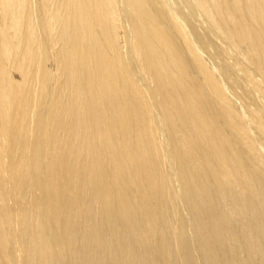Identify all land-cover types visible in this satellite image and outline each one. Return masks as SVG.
<instances>
[{
	"label": "bare ground",
	"instance_id": "obj_1",
	"mask_svg": "<svg viewBox=\"0 0 264 264\" xmlns=\"http://www.w3.org/2000/svg\"><path fill=\"white\" fill-rule=\"evenodd\" d=\"M0 264H264V0H0Z\"/></svg>",
	"mask_w": 264,
	"mask_h": 264
}]
</instances>
